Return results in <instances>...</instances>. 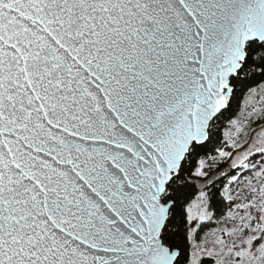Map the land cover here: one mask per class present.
Returning <instances> with one entry per match:
<instances>
[{
  "label": "snow or ice",
  "instance_id": "6c2138e0",
  "mask_svg": "<svg viewBox=\"0 0 264 264\" xmlns=\"http://www.w3.org/2000/svg\"><path fill=\"white\" fill-rule=\"evenodd\" d=\"M230 2L175 0L180 13L204 30L201 35L211 32L217 19L225 15L226 9L219 5ZM105 3L107 0H0V139L4 140L0 156H9L6 143L16 153L11 161L17 156L33 159L28 155L32 152L33 130L37 136L44 130L45 115L55 119L63 114L64 107L71 111L80 103L79 73L69 71L80 65L62 64L55 57L48 42L56 44V39L49 31L60 40L56 51L72 59L61 47L70 43L77 46L71 48L76 59H82L84 52L79 45L90 52L101 43L98 30L106 19L102 15ZM256 24H264V19L257 15L244 25L245 30ZM262 37L264 32L248 39L242 61L235 56L222 64L223 71L216 68L209 77L210 87L206 86L189 106L187 124L179 136V152L173 150L167 161L160 160L161 169L152 178L155 188L150 187L151 197L147 198L151 213L144 209L148 223L133 241H138L137 248L130 250L138 257L134 264H264ZM96 50L103 55L102 49ZM123 75L127 76L126 71ZM121 84L133 105L148 99L138 95L141 89L135 84L131 92L129 84L123 80ZM22 147H27L28 153L21 154ZM180 153H185L184 159ZM177 159L179 170L169 179ZM201 159L203 164L199 163ZM0 174V264H18L19 258L27 264H48L43 260L47 237L42 240L37 235L39 221L26 214L32 204L45 202L32 199V193L39 189L32 187L29 191L31 179L25 181L16 169H12V176L19 182L5 184L8 172L2 163ZM157 214L163 219L158 232ZM34 251L37 256L31 255Z\"/></svg>",
  "mask_w": 264,
  "mask_h": 264
},
{
  "label": "water",
  "instance_id": "95a60500",
  "mask_svg": "<svg viewBox=\"0 0 264 264\" xmlns=\"http://www.w3.org/2000/svg\"><path fill=\"white\" fill-rule=\"evenodd\" d=\"M219 6L226 9L225 15L211 32L201 35L204 30L180 13L175 0H107L102 13L106 19L98 30L101 43L96 46L103 55L96 47L89 52L81 44L82 59H76L71 48L77 46L70 43L61 47L72 59L56 51L60 40L49 31L56 39V44L48 42L55 57L62 64L80 65L69 68L73 75L79 73L80 103L71 111L64 107L55 119L45 115L44 130L38 136L33 130L32 152L20 149L33 159L17 156L11 161L16 153L6 143L9 156H0L8 172L4 183L19 182L12 176L16 169L25 181L31 179L29 191L39 189L32 199L45 201L32 204L26 214L39 221L37 235L47 237L43 260L48 264H134L138 259L130 250L137 248L138 241H133L148 223L144 209L151 213L147 198L150 187L155 188L152 178L161 169L160 160L167 161L173 150L179 152L189 106L210 87L216 68L223 71L222 64L235 56L242 61L248 39L264 32V24L244 27L257 15L264 19V3L231 0ZM122 80L124 84L131 80L129 92L135 84L141 89L138 95L148 99L133 105ZM175 163L169 179L179 170L180 159ZM162 223L157 214V232ZM18 264L27 261L19 258Z\"/></svg>",
  "mask_w": 264,
  "mask_h": 264
},
{
  "label": "trees",
  "instance_id": "16d2710c",
  "mask_svg": "<svg viewBox=\"0 0 264 264\" xmlns=\"http://www.w3.org/2000/svg\"><path fill=\"white\" fill-rule=\"evenodd\" d=\"M262 42H264V41H262ZM188 160H189V163H190L191 158H188ZM199 163H200V161H199ZM188 166H189V164H185L184 165V167H188ZM177 183H179V181H177Z\"/></svg>",
  "mask_w": 264,
  "mask_h": 264
},
{
  "label": "rangeland",
  "instance_id": "374dc122",
  "mask_svg": "<svg viewBox=\"0 0 264 264\" xmlns=\"http://www.w3.org/2000/svg\"><path fill=\"white\" fill-rule=\"evenodd\" d=\"M226 138H228V134H227V133H226ZM200 163H201V164L204 163L203 159L200 160Z\"/></svg>",
  "mask_w": 264,
  "mask_h": 264
}]
</instances>
